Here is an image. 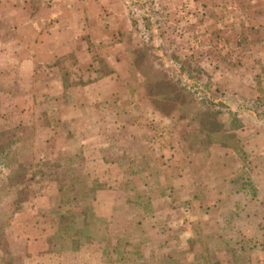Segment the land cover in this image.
Returning <instances> with one entry per match:
<instances>
[{"label":"crops","instance_id":"1","mask_svg":"<svg viewBox=\"0 0 264 264\" xmlns=\"http://www.w3.org/2000/svg\"><path fill=\"white\" fill-rule=\"evenodd\" d=\"M125 2L0 0V74L10 88L0 121L30 133L20 157L30 200L7 224L16 264H148L164 259V244L195 242L200 232L221 242L226 224L213 216L230 196L248 198L231 208L245 212V237L256 239L264 126L239 106L259 97L264 0H171L175 22L164 28L175 60L184 54L193 76L208 74L189 83H209L223 113H238L244 127L222 130L242 139L241 150L193 146L180 111L151 101L125 41L134 29ZM167 122L171 147L162 151ZM242 150L250 181L237 176ZM252 181L254 197L245 189ZM245 257L264 264V248Z\"/></svg>","mask_w":264,"mask_h":264},{"label":"rangeland","instance_id":"2","mask_svg":"<svg viewBox=\"0 0 264 264\" xmlns=\"http://www.w3.org/2000/svg\"><path fill=\"white\" fill-rule=\"evenodd\" d=\"M125 3L134 25V29L127 34V36H125V41L131 44L134 70L138 76L140 85L147 91V95L152 98L151 101L157 103L160 109L164 112H172L176 111V109L180 111L181 117L183 115L182 119H185L182 122V126H190L193 130L189 136L190 142L191 144L193 143V146L207 148L210 144H218L220 142L230 145L233 149H240L242 139L238 137L236 133H233L232 130H222V127L226 126V123L228 124L226 127H231V119L227 113H223L222 110L224 109H221V106L218 105L219 103L215 102L211 98L214 102L212 106H203L199 108L198 105L195 106V104H190L189 101H185L183 96L177 97L176 90L169 89L168 86H166L167 88L162 87L164 86V83L162 82L161 76L159 74L156 75V72L160 69L166 70L168 67H174L176 71V78H178V74L179 78L184 83L190 85L194 84L189 83V77L182 71V69H180V64H176V62H174L175 55L171 46L173 45V42L170 37L167 38L166 31L164 29L168 26V24H173V22H175L173 21V18H170L173 16L171 9L174 8V4L172 5L171 0H126ZM170 26L171 25H169V27ZM155 28L163 29H161L162 32H156ZM143 48L148 50L149 57L151 59L149 62L152 65L151 68H148V66L144 67L147 73H140L137 67L138 64L135 62L137 60L136 51ZM185 50L186 49L184 48L183 53H186ZM182 56L184 57L182 58ZM182 56L180 55L183 59L182 64L185 65L184 63L187 61L185 55L183 54ZM185 67L189 68L187 65H185ZM259 76L260 77L256 79V89L258 90L259 97L253 101L241 102L239 107L242 109H252V111L257 114L259 124H263L264 126V94H262L264 93V75L260 73ZM194 77L197 79L204 78L206 82L208 74L198 76L197 72H194ZM196 81L200 82L201 80ZM195 85H197V88H194V90L198 89L200 92L199 94L209 91V83H203L201 81V83H196ZM9 89L10 88H6V86L2 83L0 74V100L3 99V94H7L9 92ZM136 91H138L137 87ZM165 96H175L176 98L173 103H171L170 100L163 101V97ZM261 97H263V99L258 100ZM193 118H196L195 122H193ZM170 125L173 124L170 122L163 123L162 136L159 140L162 151H164L166 149L165 146H169V144V148L171 147L172 139L170 132L172 131L170 130ZM12 130H16L17 137L20 139L18 145L15 147V152L17 154L18 161L21 162L20 157L23 148L22 144L24 143V138H28L30 133L22 126L11 128L5 121H0V133L2 131L9 132ZM226 136H229V138ZM157 152H159V145H157ZM243 152L244 151L242 150L238 152V154L242 160V164L245 165L243 169H241L244 173L237 172V174H240L237 176H242L247 173V178H249L250 181V174L255 170L254 167L248 166L246 156ZM251 162H253L251 164L254 165V160H251ZM22 165L25 167L23 163ZM249 170L251 172L248 173ZM27 175L28 169L26 167L23 171H17V175H14V173L9 170H6V172H0V226L3 228L4 234L9 242V247L12 250L14 264H16V259L14 258L13 250L16 251L17 245L14 244L12 247V242L10 241V239H12V235L10 228L7 229V224L11 215L30 200L31 194L29 185L31 182L27 179ZM249 184L251 186H247L245 189L251 197L258 195L259 191L256 189V183L252 181ZM262 184L263 183L260 180L259 185ZM242 185H245V183ZM261 197L264 203V191H261ZM247 199L248 198H244L243 195H241V197L230 196V198H228V202L225 204V207L214 214V219H221L226 224V232L225 235L222 234L223 240L221 242L214 241L213 238H210V236L204 237L201 235L202 232H200V237L198 238L199 240L195 241L196 243L185 240L183 243L178 244L175 248H171L170 245L165 246L164 244L161 248L162 254L164 252V259H154L153 261L148 260V264L150 262H154V264H245L250 262V260L245 257L249 254V251L257 249L258 247L260 249L264 248V205L260 206L256 213L257 217H259L258 219H261L256 239L248 240L245 237L246 228L243 221V219L247 217L245 212H236L231 208V206L234 208L235 203L245 202ZM234 219L236 223H233Z\"/></svg>","mask_w":264,"mask_h":264},{"label":"trees","instance_id":"3","mask_svg":"<svg viewBox=\"0 0 264 264\" xmlns=\"http://www.w3.org/2000/svg\"><path fill=\"white\" fill-rule=\"evenodd\" d=\"M137 60L135 61L138 64V70L144 73H147L146 69L144 67L148 66V68H151L150 64V57L149 52L146 48H143L141 50L136 51ZM174 59V58H173ZM175 59H178L175 56ZM176 64H180V69L188 75L189 78H193V71L190 68H186L185 65L181 64L180 60H175ZM176 71L174 67H168L166 70L160 69L156 72V75L159 74L161 76L162 82L164 83V88L169 87V89H174L177 91V97H184L185 101H189L190 104H195V106L203 107V106H212L214 103L211 98L207 96V94L204 92L202 94H199L197 85L195 84H186L184 83L178 76L176 78L175 75ZM163 85V84H162ZM263 92V90H262ZM264 94V93H262ZM170 97V98H169ZM164 98V99H163ZM161 99L163 101H169L173 103L175 100V96H165ZM263 99L261 97L258 100ZM173 105V104H171ZM216 105V104H214ZM198 108V107H197ZM227 114L229 115L231 119V129L236 130L239 128H243L244 124L239 118L238 113L234 111H227ZM203 115V114H202ZM207 115V114H204ZM209 116V114H208ZM183 117V115H182ZM196 121V118H193V122ZM229 138V136H226ZM20 141L19 137H17L16 130L12 131H2L0 133V172H6V170H9L10 172H13L14 175H17V171H23L25 167L22 165L20 161H18L17 154L15 152V147L18 145V142ZM220 143V142H219ZM193 145V143H192ZM198 148H202L199 146ZM1 191V187H0ZM12 251L9 247V242L6 238V235L4 234L3 228L0 226V264H14V259L12 256Z\"/></svg>","mask_w":264,"mask_h":264}]
</instances>
